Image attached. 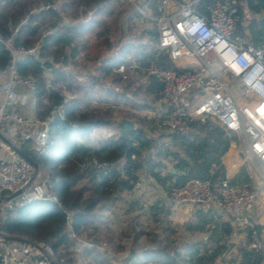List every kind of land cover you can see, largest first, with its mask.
Returning a JSON list of instances; mask_svg holds the SVG:
<instances>
[{"label": "trees", "instance_id": "16d2710c", "mask_svg": "<svg viewBox=\"0 0 264 264\" xmlns=\"http://www.w3.org/2000/svg\"><path fill=\"white\" fill-rule=\"evenodd\" d=\"M219 1L222 0H199L197 8L201 13H208L209 7ZM237 1L241 15L238 31L244 34L243 6L252 13H259L264 11V0ZM48 2L51 7L45 8ZM118 2L0 0V33L5 38H11L15 46H39L37 54L19 59L18 70L21 75L29 76L36 82L33 94L36 115L42 120L53 115L48 124L50 137L43 146H38L30 136L18 140L17 144L45 170L47 193L55 199L51 203L26 201L17 211L9 212L10 217L7 214L2 225L10 233L52 244L60 264H79L75 241L67 231L68 220L78 236L93 244L83 248L82 263L114 264L110 254L99 248L100 230L111 228L103 219L107 213L104 211L111 209L120 193L132 192L138 186L143 170L162 183L169 182V187L181 184L188 177L212 176L215 184L218 177L226 173L222 158L229 150L230 142L216 123L194 121L191 125L196 133L193 135L192 132L173 134L171 142L182 149L184 156L172 152V158L176 160L175 171L168 168L162 175L155 168L163 167V162H157L150 154L145 156L141 149V145L151 142L143 128L135 121L130 129L122 118L117 122L114 120L115 108L143 107L135 98L141 89L134 88L132 75L124 77L119 72L121 63H130L135 58L146 63L157 58L163 67L175 66L166 52L157 55L155 51H149L158 38L157 28L138 32L137 42L133 40L113 48L111 35L123 27L124 16L117 10ZM155 12L160 13L156 9ZM137 15L141 16L140 13ZM128 19L130 21L131 16ZM251 32L259 35L249 36L250 41L264 43V38L260 36L264 33V26ZM147 36L152 44L142 41ZM11 58V52L0 42V68L6 67ZM69 64L80 70L95 68L97 74L90 73L80 80L78 74L83 70H69ZM149 87V91H156L155 98L159 102L163 97L162 84L152 79ZM65 92H70L73 97L67 98ZM102 102L108 106L92 105ZM55 106H62V109L53 113ZM106 127H115V136L106 137L98 146L84 141L94 130ZM233 181L252 185L247 167H240ZM196 214L197 222L185 225L194 231L211 228L208 239L212 244L192 245L184 256L173 246L169 249L176 254L169 252V246L163 245L153 233H150L153 236L150 237L152 245L136 249L141 245V238L149 233L137 231L133 235L132 229L121 235L122 240L130 237V242L111 245L115 235L110 232L112 240L108 241V245L116 257L114 250L126 249L127 256L124 258L127 264H215L220 256L223 257V264H264V250H249L245 246L238 249V260L226 259L223 254L229 245L223 235H217V226L224 233L231 234V224L218 222L210 211L200 209Z\"/></svg>", "mask_w": 264, "mask_h": 264}, {"label": "built area", "instance_id": "2783aa9c", "mask_svg": "<svg viewBox=\"0 0 264 264\" xmlns=\"http://www.w3.org/2000/svg\"><path fill=\"white\" fill-rule=\"evenodd\" d=\"M129 1L144 19L157 23L158 38L149 51H155L157 55L166 52L175 66L163 67L157 58L146 63L135 58L130 63H121L119 72L124 77L129 73L146 74L162 84L163 97L151 114L172 134L188 133L193 129L194 121L218 124L227 134L230 147L236 149L240 161L238 170L247 165L250 176L254 175L264 183V43L255 44L247 34L238 31L241 20L238 1L216 2L209 7L208 13L198 10L199 0ZM49 7L50 2L45 5V8ZM155 9L160 13L157 14ZM123 41L130 42L129 36L126 35ZM0 42L12 55L9 64L0 68L3 93L0 131L12 139L6 133L4 122L29 123L32 131L21 139L30 136L38 146H43L50 137L48 124L53 115L47 120H28L17 110L23 100L17 88L23 86L33 95L37 87L33 78L20 74L18 61L28 54H37L39 46H15L11 38H5L1 33ZM67 69L72 70L70 64ZM90 73L96 75L97 70H83L78 77L83 80ZM65 95L73 97L70 92ZM92 105L108 106L105 102ZM60 109L62 106H55L53 113ZM38 175L33 164L0 138V264H60L52 244L10 233L2 225L7 214L17 211L26 201L51 203L55 200L47 193V180L40 185L36 179ZM234 175L226 168L225 175L215 184L211 177H188L169 188L168 200L172 206L215 203L230 215L244 246L262 251L264 229H260L250 215V207L260 200V189L250 183L234 182ZM19 190L21 192L15 197L5 199ZM103 219L108 224L115 223L107 216ZM67 231L75 241L79 264H84L81 260L83 248L93 246L92 242L78 236L69 220ZM99 248L110 254L114 264H121L107 243Z\"/></svg>", "mask_w": 264, "mask_h": 264}, {"label": "rangeland", "instance_id": "374dc122", "mask_svg": "<svg viewBox=\"0 0 264 264\" xmlns=\"http://www.w3.org/2000/svg\"><path fill=\"white\" fill-rule=\"evenodd\" d=\"M118 3L119 5L117 10L118 12L119 11L123 12V16H124L123 27L122 29L115 30L111 35V42L113 48L115 47L118 48L120 44H124L125 42L123 40L126 35L129 36L130 42L133 40L137 42L136 34L138 32H141L142 30H150V29L156 30L157 23L144 19L143 16L138 17L137 15L138 12L136 11V7L132 2H130L129 0H119ZM243 9H244V21H243L244 25L242 26V29H244L246 33L245 27L247 26V24H245V22L255 21V14L249 11L248 8L245 6H243ZM130 16H131V20L129 21L128 18ZM258 16L261 17V14H259ZM258 35L259 34L257 32H251L250 35L247 34V36L248 37L250 36L251 38ZM260 36L264 38V33L261 34ZM148 40L149 37L147 36L142 41L147 42L149 44L153 43V42L150 43L151 41ZM71 68L72 69L74 68L77 71L84 70V68L81 70L77 69L73 65L71 66ZM131 75L133 76L132 81L134 82V88L139 87L141 89V91L138 93V96H135V98L137 101L141 102L143 107L139 109H135V108L133 109L130 107L123 106V109L125 110H122L121 107L115 108L114 109L115 111L113 112L115 118L114 120L117 122L120 121L121 118L123 119V118L131 117L132 122L135 121L139 127L143 128L144 133L150 138L151 142L146 145H141V149L144 151L145 156L150 154V156L154 157V159L157 162L160 161L163 162L162 164L164 165L165 168L163 173L165 174L168 168H170L171 166L172 167L175 166V162H173L174 159H172L171 153L178 152L180 156H184V152L178 146L172 144L171 141L174 139L173 134L170 131H168L166 128L161 127L159 125V122H157L156 118L153 116V114H151V112L156 108L158 102H157V98H155L156 91H149L150 90L149 86L151 85V83L149 82V78L146 77V74L137 75V74L129 73L128 76ZM27 94H29L28 90L26 91L25 95ZM34 104L35 103L33 102V105ZM27 105H29L28 110L30 109L29 111L31 113L30 117L28 116V111L26 110L22 111L23 116H25L28 120H33L34 118L40 119L35 113V109H34L35 107L33 106L32 107L33 109L31 108L32 102H28ZM127 111L129 113H127ZM116 131L117 129L115 127H111L109 129L108 127L103 129H97L91 132L92 134L88 136V138H86V140L84 141L92 146H98L100 142L104 140L106 137L115 136ZM189 132L190 133L192 132L191 135L196 133V131L193 129L190 130ZM27 133H31V130L30 132ZM234 137L236 139V135ZM231 152L232 154L235 155L236 149L232 147L231 151L228 154L229 156L231 155ZM157 153L158 154L160 153V155H158ZM225 161L227 162V166H226L227 171L230 174H236L235 171L236 169L232 167L227 157ZM243 166L247 167V165H243ZM38 171H39V175L36 177V179L39 182V184L42 185L43 182L47 179V173L41 167H38ZM149 176H153V175H151L150 172H146L145 170H143L140 173V177L143 178V180H145V183H147L146 186L153 185L148 180ZM222 177L223 175L218 177V179ZM252 184L255 185V187L258 188V190L260 189L259 193L261 194L260 200L257 201L255 205H253L256 206L257 211L256 214H254V216L252 217L257 221L258 225L261 226L260 229H264V185H263L264 183L262 180H260V178H257L254 175H252ZM169 188L170 187L168 185L164 188L166 197H168ZM154 194H160V193L155 191L153 192V195ZM129 195L130 192L120 193L119 196L117 197V200L111 206L110 211H108L107 214L110 215L112 221L115 220L114 218L116 214H118L120 218L118 221H116L113 224V226H111L110 229L103 228L100 230V236H99L100 237L99 241H101L100 245L104 243L108 244V241L112 240L110 239L111 238L110 232H114L115 235L113 243H110L111 245L118 244L119 242H124V243L130 242L131 239L130 237L123 238L122 240V236H121L123 232H128V230L130 229H132L133 235L137 231L149 233L141 238V245L139 247H136V249L138 250H141L144 247L152 245L150 243L151 240L150 237L153 236L152 235L150 236V233L157 235L159 237L158 239L162 240L163 245L167 244L169 246L167 248L169 252L176 254L173 250L169 249L171 248V246H173L174 248H176L177 252L181 253L182 256H184V254L192 245L203 246V244H206L208 246L212 244L211 241L208 239V236L211 234V228H208L202 232L191 231L190 229L187 228L185 222L183 223L182 221L179 220L173 221V219H170V217L168 216L169 213L167 212V209L169 208L166 209L164 203L156 206L152 203L147 202L145 205L138 204V205H131V207H128L127 203L129 201ZM159 197L160 196H157V199H159ZM162 206L164 207L162 208ZM129 208L132 209L131 212L127 211ZM9 217L10 214L8 215V218ZM189 221H191V218H189L187 222ZM226 244H228L229 247L226 250V252L223 254V256L226 259L238 260V249L244 246V240L239 239L237 230L232 228V233L231 235L228 234V238L226 239ZM114 251L116 252L119 261L120 262L122 261V264H127L125 259L127 256L126 249L123 250L122 248H118V250H114ZM149 264H158V263L151 262ZM215 264H223V257L220 256Z\"/></svg>", "mask_w": 264, "mask_h": 264}, {"label": "crops", "instance_id": "0c3cea01", "mask_svg": "<svg viewBox=\"0 0 264 264\" xmlns=\"http://www.w3.org/2000/svg\"><path fill=\"white\" fill-rule=\"evenodd\" d=\"M255 14V21L252 22H245V24H248L246 26V33H248L250 35L251 31L256 29V27L261 28L262 26H264V11L262 10L259 13H253ZM259 14H261V17L258 16ZM155 79L154 77H149V82L151 83V80ZM17 90L23 95V100L19 103V106L17 107V110L23 115V110L28 111V116L30 117V109L28 110V102H32V106L33 107V102H34V95H30V94H26V91L28 90L27 88L23 87V86H19L17 88ZM2 88H1V80H0V100L2 98ZM33 109V108H32ZM27 116V115H26ZM4 127L6 130V133L13 139L15 140V142H17L18 140H20L21 138H23V136H25L26 134H29L27 132H30V130L32 131V126L29 123H24V124H20V123H16V122H10V121H6L4 122ZM234 146H231L229 148V150L223 155V161L225 163V165L227 166V162L226 157L228 159V161L230 162V164L232 165L233 168H235L236 170H238L239 165H240V161H239V156L237 154V152H235V155L232 154L229 156V152L231 151V148ZM235 148V147H234ZM173 159V158H172ZM225 159V160H224ZM173 162H176V160H173ZM171 170L174 172L175 168L174 166L170 167ZM164 165L163 167H156L155 171H160V174L164 175ZM235 170V171H236ZM237 172V171H236ZM141 173V172H140ZM153 185L150 186H146L147 183H145V180H143V178L140 177V182L138 184V186L132 191L130 192L129 195V201L127 203L128 207H131V205H138V204H146L147 202L152 203L154 205H161V204H165V208H169L167 209V212L169 213V217L170 219H173V221L179 220L182 221L183 223L185 222L186 224L188 223V219L191 218V223H195L197 222V211L200 209H203L204 211H210L213 215H215V218L217 219L218 222H222V223H230L232 228H234L233 224H232V220L230 218V215L226 212V210L218 207L215 203H210L206 206H202V205H187V204H182L179 206H172L168 200V197L165 196V190L164 188L169 184V182L166 183H162L160 181H158L154 176H149L148 179ZM167 184V185H166ZM159 192L160 194H154L153 192ZM157 196H160L159 199H157ZM145 202V203H144ZM164 206H162L163 208ZM256 206L251 207L250 209V215L254 216V214H256ZM171 210V212H170ZM109 210H106L104 212L108 213ZM146 211V209H145ZM106 213V216L108 218H110V215H108ZM120 218V216L118 214L115 215V222L118 221ZM111 220V219H110ZM172 221V222H173ZM110 222V221H109ZM114 223L111 224V226H113ZM217 235L218 236H222L224 237V240H226L228 238V234L224 233L223 229L220 226H217ZM206 230V229H205ZM194 232V230H191ZM198 232H202V231H198ZM231 235V234H230ZM226 243V242H225Z\"/></svg>", "mask_w": 264, "mask_h": 264}, {"label": "water", "instance_id": "95a60500", "mask_svg": "<svg viewBox=\"0 0 264 264\" xmlns=\"http://www.w3.org/2000/svg\"><path fill=\"white\" fill-rule=\"evenodd\" d=\"M123 123L125 124V126L127 128H133L134 123L132 122L131 119L129 118H123ZM0 138L6 142L8 145H10V147L16 152L18 153L21 157H23L24 159H26L28 162H30L31 164H33L35 166L36 169H38V163L29 155L27 154L25 151H23V149L17 144L15 143L12 139H10L6 134H4L2 131H0ZM21 191H17L14 193H11L10 195L6 196L5 199H11L13 197H15L16 195H18ZM53 264H56L55 262H53Z\"/></svg>", "mask_w": 264, "mask_h": 264}]
</instances>
